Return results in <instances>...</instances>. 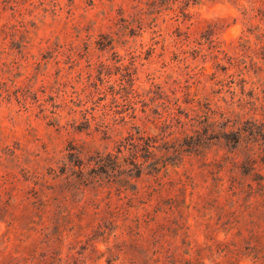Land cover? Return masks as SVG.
Returning a JSON list of instances; mask_svg holds the SVG:
<instances>
[{"label":"clouds","instance_id":"obj_1","mask_svg":"<svg viewBox=\"0 0 264 264\" xmlns=\"http://www.w3.org/2000/svg\"><path fill=\"white\" fill-rule=\"evenodd\" d=\"M0 264H264V0H0Z\"/></svg>","mask_w":264,"mask_h":264},{"label":"rangeland","instance_id":"obj_2","mask_svg":"<svg viewBox=\"0 0 264 264\" xmlns=\"http://www.w3.org/2000/svg\"><path fill=\"white\" fill-rule=\"evenodd\" d=\"M112 196H113V199H115V193H113ZM153 200H155V198H153ZM165 226L167 225L165 224Z\"/></svg>","mask_w":264,"mask_h":264},{"label":"trees","instance_id":"obj_3","mask_svg":"<svg viewBox=\"0 0 264 264\" xmlns=\"http://www.w3.org/2000/svg\"><path fill=\"white\" fill-rule=\"evenodd\" d=\"M165 226V225H164ZM166 227V226H165Z\"/></svg>","mask_w":264,"mask_h":264}]
</instances>
